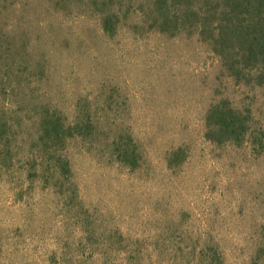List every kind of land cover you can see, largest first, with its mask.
Returning a JSON list of instances; mask_svg holds the SVG:
<instances>
[{"label": "rangeland", "instance_id": "rangeland-1", "mask_svg": "<svg viewBox=\"0 0 264 264\" xmlns=\"http://www.w3.org/2000/svg\"><path fill=\"white\" fill-rule=\"evenodd\" d=\"M96 2L0 0V49L16 64L0 83L14 134L9 152L0 140V264H188L214 243L227 264H251L264 152L209 140L206 119L226 99L264 128V89L236 82L197 36L162 33L151 0H112L108 33ZM45 110L94 121L65 144L72 186L42 165L28 176ZM121 136L136 143L135 169L113 151Z\"/></svg>", "mask_w": 264, "mask_h": 264}, {"label": "trees", "instance_id": "trees-1", "mask_svg": "<svg viewBox=\"0 0 264 264\" xmlns=\"http://www.w3.org/2000/svg\"><path fill=\"white\" fill-rule=\"evenodd\" d=\"M96 5L108 8L104 13L102 27L110 32L119 18L114 11L112 0H96ZM155 26L164 32L186 33L197 36L199 41L210 47L220 60L227 73L236 82L254 84L264 89V0H151ZM1 48V45H0ZM14 50L0 49V70L5 73L0 77V83H11V70L14 68ZM15 75V74H14ZM21 78L22 74H16ZM7 93V91H6ZM6 111V110H5ZM0 115V140L11 150L14 134L11 135L10 119ZM206 137L215 143L232 142L236 146L249 143L255 151L264 152V128L255 127L252 114L232 106L224 99L215 103L207 115ZM94 121L85 114L80 123L66 125L57 111L45 110L37 122L38 138L36 146L40 147L38 161L36 152L27 157L24 162L30 166L28 176H38V168L42 165L44 172L53 176L59 175V181L68 182L71 186L72 167L64 154L68 139L92 135ZM113 151L117 160L132 169L139 166L136 155V143L132 137L121 136L113 142ZM42 147H41V146ZM0 146V153L2 152ZM182 153L178 150L171 161ZM8 161L9 157H5ZM10 165L4 169L10 170ZM47 168V169H46ZM49 174V175H50ZM58 177V178H60ZM32 180V179H30ZM262 242L251 259V264H264V226L261 230ZM192 261L188 264H227L220 245H206L198 251L194 249Z\"/></svg>", "mask_w": 264, "mask_h": 264}]
</instances>
